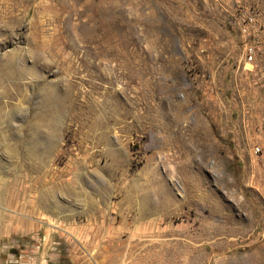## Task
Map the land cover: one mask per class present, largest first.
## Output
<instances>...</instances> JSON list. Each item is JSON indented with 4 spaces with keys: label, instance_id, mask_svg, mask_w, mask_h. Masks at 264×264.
I'll return each instance as SVG.
<instances>
[{
    "label": "rangeland",
    "instance_id": "374dc122",
    "mask_svg": "<svg viewBox=\"0 0 264 264\" xmlns=\"http://www.w3.org/2000/svg\"><path fill=\"white\" fill-rule=\"evenodd\" d=\"M0 264H264V0H0Z\"/></svg>",
    "mask_w": 264,
    "mask_h": 264
},
{
    "label": "bare ground",
    "instance_id": "6f19581e",
    "mask_svg": "<svg viewBox=\"0 0 264 264\" xmlns=\"http://www.w3.org/2000/svg\"><path fill=\"white\" fill-rule=\"evenodd\" d=\"M10 61V60H9ZM11 62V61H10ZM8 63V62H7ZM6 67V66H5ZM76 195H78L77 193H76ZM44 201V200H43ZM49 204V203H48ZM48 204H46V205H48Z\"/></svg>",
    "mask_w": 264,
    "mask_h": 264
}]
</instances>
